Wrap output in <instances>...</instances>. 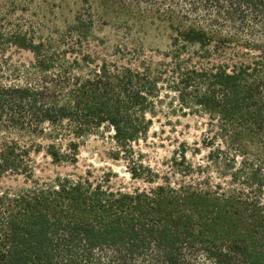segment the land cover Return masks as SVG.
I'll return each mask as SVG.
<instances>
[{"label":"trees","instance_id":"16d2710c","mask_svg":"<svg viewBox=\"0 0 264 264\" xmlns=\"http://www.w3.org/2000/svg\"><path fill=\"white\" fill-rule=\"evenodd\" d=\"M82 1L48 33L28 0L0 3V264H264V0ZM108 17L118 41L96 31ZM153 24L171 33L158 60L129 43ZM170 113L207 117L228 182L160 183L142 164L135 145ZM94 136L150 187L35 178L33 155L77 164Z\"/></svg>","mask_w":264,"mask_h":264},{"label":"rangeland","instance_id":"374dc122","mask_svg":"<svg viewBox=\"0 0 264 264\" xmlns=\"http://www.w3.org/2000/svg\"><path fill=\"white\" fill-rule=\"evenodd\" d=\"M20 0H0L1 4H10ZM32 3L34 12L39 7V16L35 20L44 23L45 33L62 31L66 25L73 23L77 14L86 9L82 0H28ZM98 5L97 2H93ZM105 18L97 24L96 31L100 38L118 41L116 30L123 22ZM130 44L143 47L149 57L160 59V54L166 52L170 45L171 33L160 26L147 25L144 28L131 26ZM120 34V33H119ZM122 35V32H121ZM132 40V42H131ZM17 61H28L31 54L23 52L14 55ZM166 103H170L167 99ZM208 120L204 115H187L181 113L160 115L154 120L147 141L135 145V150L141 155L142 164L152 168L159 174L160 183L167 178L172 184L192 180H210L212 184L228 182L218 173L217 159L211 157L210 149L205 147V138L209 136ZM1 141V140H0ZM1 144V143H0ZM111 140L106 137H92L81 148L77 164H55L45 152L33 155L35 160V178L45 180L61 176H86L90 173L96 181L110 180L114 190L134 191L150 187L144 180L132 178L129 163L124 160H114L111 157L113 149ZM140 164V161H137ZM6 186H24L22 178L8 177L4 179Z\"/></svg>","mask_w":264,"mask_h":264}]
</instances>
